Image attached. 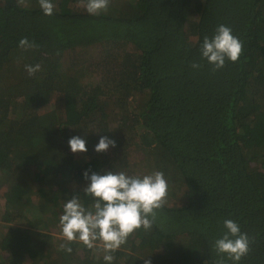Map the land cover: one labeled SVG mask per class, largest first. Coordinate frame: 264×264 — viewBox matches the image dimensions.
I'll return each mask as SVG.
<instances>
[{
    "label": "trees",
    "instance_id": "1",
    "mask_svg": "<svg viewBox=\"0 0 264 264\" xmlns=\"http://www.w3.org/2000/svg\"><path fill=\"white\" fill-rule=\"evenodd\" d=\"M51 2L45 15L37 0H0V264H105L78 240L61 250L53 231L73 195L94 204L84 172L108 169L161 171L169 186L112 264H213L225 219L250 237L238 264H264V0H109L99 15ZM220 24L243 51L213 71L200 44ZM100 136L116 146L94 151Z\"/></svg>",
    "mask_w": 264,
    "mask_h": 264
},
{
    "label": "clouds",
    "instance_id": "2",
    "mask_svg": "<svg viewBox=\"0 0 264 264\" xmlns=\"http://www.w3.org/2000/svg\"><path fill=\"white\" fill-rule=\"evenodd\" d=\"M37 2L45 15L53 13L51 0ZM108 4L109 0H78L77 6L83 7L90 15H99L107 9ZM18 46L24 50L36 47L27 37L21 38ZM242 51V41L232 34L231 27L223 24L217 26L211 37L205 35L200 44L201 57L213 65V71L223 68L226 60L237 62ZM24 67L29 76L41 69L40 64ZM191 67L199 68L201 65L193 62ZM68 144L73 153L88 150L85 139L79 135L69 138ZM109 146L115 147L116 141L100 136L94 151L106 152ZM83 175L87 181L83 192L93 198L94 204L91 208H85L76 195L63 204L59 226L62 238L68 243H61L59 248L71 252L69 244L78 240L89 249L99 247L104 253L105 264H112V253L124 245L133 232L152 228L157 210L166 202L168 182L163 172L156 170L142 176L110 169L103 174H89L86 170ZM223 226L226 231L211 242L216 254L213 264H228V261L238 264L250 252V237L232 219H225ZM144 264H151V260L145 259Z\"/></svg>",
    "mask_w": 264,
    "mask_h": 264
},
{
    "label": "rangeland",
    "instance_id": "3",
    "mask_svg": "<svg viewBox=\"0 0 264 264\" xmlns=\"http://www.w3.org/2000/svg\"><path fill=\"white\" fill-rule=\"evenodd\" d=\"M70 55H72V54H71V53L65 54L63 58H64L65 60H68V59L70 58ZM81 153H82V152H78V154H77V155H78V156H77L78 158L81 156ZM174 194H176V195H174V196H177V197H178V196L180 195V192H179L178 190H175V191H174ZM169 198H170V197H169ZM0 200H1V195H0ZM169 200H171V199H169ZM0 203H1V202H0ZM42 227H43V226H42ZM48 229H49V228H48ZM53 235H54L56 238H58V237H62V236H61V233H59V230H58V229H55V230L53 231Z\"/></svg>",
    "mask_w": 264,
    "mask_h": 264
}]
</instances>
